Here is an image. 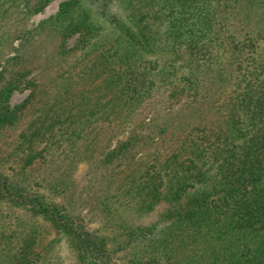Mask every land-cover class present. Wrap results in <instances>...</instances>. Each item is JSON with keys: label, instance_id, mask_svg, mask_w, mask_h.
<instances>
[{"label": "trees", "instance_id": "16d2710c", "mask_svg": "<svg viewBox=\"0 0 264 264\" xmlns=\"http://www.w3.org/2000/svg\"><path fill=\"white\" fill-rule=\"evenodd\" d=\"M49 1L0 0L1 163L48 192L0 169V202L79 264H264V0H62L30 24ZM8 227L0 264H45Z\"/></svg>", "mask_w": 264, "mask_h": 264}, {"label": "rangeland", "instance_id": "374dc122", "mask_svg": "<svg viewBox=\"0 0 264 264\" xmlns=\"http://www.w3.org/2000/svg\"><path fill=\"white\" fill-rule=\"evenodd\" d=\"M62 0H50L42 10L39 12L33 13L30 15V24L31 23H37L41 19L49 16L50 14L55 13V11L58 9L59 2ZM113 27L109 24L101 23L99 25V30L101 33V36H109L113 35L114 31L112 30ZM74 42V38L69 39V43L72 44ZM168 53H165V56H168ZM73 56H69L68 64H72L75 60L73 59ZM220 62H225L227 60V57L221 53L220 56ZM67 59H63V62H66ZM67 64V62H66ZM175 65H177V72L180 73L184 67L180 66L179 61L175 60ZM29 89H16L12 92L10 97V103L14 104L21 99H23L26 94L28 93ZM197 118L194 119L196 121ZM194 123V122H193ZM192 123V124H193ZM0 169L4 172L9 173L11 178L21 183V185L30 187L31 189H35L37 191H43L47 192L46 188L38 183L35 179H29L24 178L21 175H15L10 168H8L5 164L1 163L0 158ZM86 169V163L85 160L78 159L77 165L75 167H71V173L74 174L76 181L71 186L73 189H77L82 185V182L84 180V172ZM121 184V183H120ZM48 193V192H47ZM50 194V193H49ZM57 200H64L65 197L61 195H55L54 196ZM124 200L126 198L130 199V195L126 197H122ZM122 198H119L118 202L121 203ZM72 208L75 210V212H79L82 210V212H86V208L82 207H76V205L72 206ZM157 209V207L155 208ZM153 210V212L155 211ZM0 223H3L4 225L10 226L8 228H17L19 227V224L24 225L25 227L28 225H34L37 229V233L40 240V246L45 247L47 246V252L45 255V264H79L77 256L75 254V251H73L68 244L66 243L65 239L61 237V235L56 231L54 227L49 225L47 222L43 221L39 216H33L28 210L22 208V207H14L10 206L4 202H0ZM7 220V222H5ZM6 227V226H5ZM10 230V229H7ZM0 245H4L0 244Z\"/></svg>", "mask_w": 264, "mask_h": 264}]
</instances>
